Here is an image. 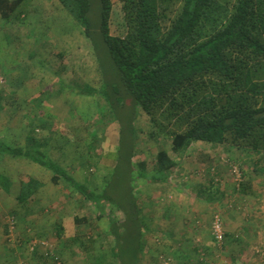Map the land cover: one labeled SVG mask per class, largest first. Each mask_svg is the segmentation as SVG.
<instances>
[{
  "label": "trees",
  "instance_id": "obj_1",
  "mask_svg": "<svg viewBox=\"0 0 264 264\" xmlns=\"http://www.w3.org/2000/svg\"><path fill=\"white\" fill-rule=\"evenodd\" d=\"M57 1L81 27L101 75L99 87L66 88L101 98L105 104L99 122L106 120L108 107V122L118 124L113 172L104 177L101 192L75 179L49 156L51 137H39L41 123L31 109L22 110L29 127L24 146L0 137V163L27 161L49 173V184L72 188L83 205L97 211V219L108 218L113 264H142L149 252L152 220L137 195V179L168 183L197 142L258 155L254 170L264 175V0H119L120 34L112 31V0ZM28 3L0 0V19L22 22ZM140 110L154 127L151 136H167L172 144L171 151H158L153 167L137 160L135 122ZM46 185L33 176L22 180L17 202L38 208L37 194ZM0 186L8 193L12 187L3 173ZM242 186L243 193L251 192L249 185ZM117 212L122 219L116 218ZM74 221L90 224L86 216ZM55 228L62 238L61 222ZM72 241L92 252L88 242L93 240L77 234ZM179 257L180 264L200 261L185 254Z\"/></svg>",
  "mask_w": 264,
  "mask_h": 264
},
{
  "label": "rangeland",
  "instance_id": "obj_2",
  "mask_svg": "<svg viewBox=\"0 0 264 264\" xmlns=\"http://www.w3.org/2000/svg\"><path fill=\"white\" fill-rule=\"evenodd\" d=\"M28 1L27 15L22 22L10 24L0 19V137L24 146L29 127L23 122L22 110L31 109L33 116L41 123L37 128L39 137H51L49 156L75 179L101 192L104 176L107 178L113 172L118 124L108 122V107L106 120L99 122V110L105 104L101 98L76 95L66 88L71 86L79 90L86 85L99 87L101 75L90 44L81 27L60 7L57 0ZM112 3V31L120 34L123 32L121 3L119 0H112ZM30 105L31 108L28 107ZM135 126L138 130L137 160H145L153 167L160 149L171 151L170 138L164 135L152 137L154 127L141 110ZM92 134L96 139L92 138ZM103 137L106 138V162L102 160L100 151ZM89 145L94 148L91 149ZM203 153L209 157H203ZM259 158L229 145L214 146L197 142L181 161L184 172L179 171V175H174L175 187L152 186L143 179H137L134 182L139 186L137 195L152 220V232L146 245L149 252L143 255L142 264H180L182 260L179 256L185 254L182 245L175 244L174 237L166 236L165 231L171 233L176 226L187 227L183 223L189 222L191 225L188 228L199 232L197 235L193 233L189 239L201 246L199 252H191L193 260H200L198 264H264V175L254 170ZM0 171L16 182L14 189H19L20 182L29 176L50 185L42 190L44 214L31 205H25L16 212L8 207L6 212L0 211V228L43 226L44 232H48L47 238L39 239L36 246L32 243L30 247L32 250L39 248L51 264L114 263L110 255L114 239L107 233L108 218L97 219V211L89 204L83 205L81 196L72 188L49 184V173L45 169L24 160L1 162ZM212 179L226 188H220L221 192L219 187L222 186H219L220 194H214L213 188L200 196L217 198L223 193L221 199L218 202L201 201L189 205V198L196 197L197 184H208ZM242 185H249L251 192L243 193ZM176 188L182 191L178 192ZM172 189L177 193L173 194ZM187 192L188 195H185ZM195 204L200 208H196ZM21 214H24L23 222L19 220ZM165 214H169V217L162 218ZM76 216L88 217L90 224H76ZM115 216L118 219L123 217L119 212ZM184 216L188 220L185 221ZM216 216L221 218L225 232V239L221 243L213 235ZM236 219L241 223L244 219L243 225H253L249 235L235 236L234 247L232 236L227 234ZM60 222L65 229L62 238L55 235V226ZM77 234L94 241L88 242L92 252H84L81 242L72 241ZM175 237L176 241L185 242L181 235ZM204 241L213 246L211 255L203 250ZM173 243L176 249L170 250L169 246ZM227 243L234 248L230 254L235 256L233 253H239L240 259L233 261L229 254H225ZM18 260L25 261L21 258Z\"/></svg>",
  "mask_w": 264,
  "mask_h": 264
},
{
  "label": "crops",
  "instance_id": "obj_3",
  "mask_svg": "<svg viewBox=\"0 0 264 264\" xmlns=\"http://www.w3.org/2000/svg\"><path fill=\"white\" fill-rule=\"evenodd\" d=\"M117 146H118V143H117ZM102 148L103 149L101 150V153L103 155V159L102 158L101 159L106 162V158H104V157H106V138L102 142ZM116 149H117V147H116ZM190 149H189L187 155H189ZM114 153H116V150ZM204 156L209 157V156H207V154L203 153V157ZM112 160H114V159H112ZM209 165H208V168L211 169V167ZM183 168H184V164L181 163L174 175H179L180 174L179 171L184 172ZM0 173H3V172L0 171ZM3 174H5V173H3ZM6 175L10 178V180L12 182V187L10 188V192L8 193L5 190H3L0 186V189H1V192H0V211L6 212V210H8V207H9V210L16 212V211L21 210L22 207H24L17 202V195L19 194L20 189H21V182L19 185V189H14L16 186V184H15L16 182L11 178L10 175H8V174H6ZM174 175L170 178L168 183H156V184H150V185L175 187ZM48 186H50V185H46L44 188H47ZM219 186H222V185L220 183L218 184V183L214 182L213 179L210 180V182L208 184H206V183L197 184V187H199V188H198V190H196L197 191L196 195H195L196 197H194L192 195L193 199L189 198L187 203L189 205H191L193 203V205H194V202H201V201L205 202V203L218 202L221 199V196H223V193H221L222 195L217 197V198H212V197L211 198H203L200 195H202L204 193L203 190L209 189V191H211V189H213V188L215 189V190H213L214 194H217V193L220 194L219 189L222 188V190H223L226 187L223 188V186L222 187H219ZM217 187H219V189ZM175 190L178 192L182 191L179 188H176ZM252 190H253V187H252ZM171 191L173 194L177 193V192H173V189ZM220 191H221V189H220ZM183 192H184V190H183ZM224 192H225V190H224ZM186 194L188 195V192L185 193V195ZM42 197H43L42 191L40 190V192L37 194V199L40 202L39 203L40 206L38 208L37 207L36 208L41 214H44L45 212L42 209L44 208L43 203H45V200ZM195 207L200 208V206H198V204H195ZM192 214H194V213H192ZM21 215H22V217H20L19 220H21L23 222V221H25L24 214H21ZM165 216L169 217V214L163 215L162 218ZM183 218L185 219V221L188 220L186 218V216H184ZM240 221H242V220H240ZM235 222L236 223L234 226H232V227L230 226V229H228L229 234H227L228 236H232V242H234V244H233L234 247H236L235 240H237V239H235V236L240 235V234L241 235H244V234L249 235L250 234L249 231H251V228L253 225V224H249V223H246V225H243L244 219H243L242 223L239 222V220H237V219ZM183 224H185L187 227L177 228V226H176V228H174V231H172L171 233H168L167 231H165V234H166V236H168V235L173 236L174 237L173 239L175 240L174 241L175 244L180 245V247L182 245V249L184 250L185 255H187V256L189 255V257H192L191 252L192 251L195 253L199 252L201 246H199V244H197V243L193 244V242H191V240H189V239L192 238L191 236L193 233L195 235H197V234H199V232H198V230L193 231V230H191V228H188L191 225L190 222L188 224H186V223H183ZM3 227L4 228H0V264H16V262L19 261L18 260L19 258L27 261L28 264H51L47 261L48 260L47 258L45 259V257H44L45 254L39 248H37L36 250L35 249L32 250V248L30 247L32 243H34L36 246L37 242H39L38 241L39 239L47 238L48 232H44V230L42 228L43 226L42 227L37 226L35 228L31 227V228H27V229L24 227H20V226H17L13 229H7L5 226H3ZM55 235H56V233H55ZM175 235H181L185 242L182 243V242L176 241L177 238L175 237ZM206 243H209V242L204 241L203 244H205V246H204L203 250L206 251L208 255H211V253H212L211 248L213 246L210 243L209 244H206ZM175 244L172 246H169V249L175 250L176 249ZM232 247H230L228 245V243L225 244L224 252H225V254H229V257L232 258L233 261H235V259L237 258L236 259V261H237L238 258L240 259L239 253L238 254L233 253L235 256H232V254H230L231 253L230 251H232L234 249ZM201 261H203V258H201ZM199 263H200V261H199Z\"/></svg>",
  "mask_w": 264,
  "mask_h": 264
},
{
  "label": "built area",
  "instance_id": "obj_4",
  "mask_svg": "<svg viewBox=\"0 0 264 264\" xmlns=\"http://www.w3.org/2000/svg\"><path fill=\"white\" fill-rule=\"evenodd\" d=\"M235 171L237 173V170H235ZM237 176H240V175L237 174ZM13 224H14V222H12L11 226H13ZM213 235H214V237L218 243L223 242L225 239V232L223 229L222 220L219 216H216V218L213 222ZM16 264H27V263L25 261H18V262H16Z\"/></svg>",
  "mask_w": 264,
  "mask_h": 264
}]
</instances>
